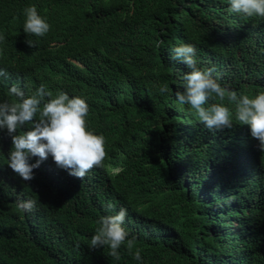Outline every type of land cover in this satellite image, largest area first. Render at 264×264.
<instances>
[{
  "label": "trees",
  "instance_id": "trees-1",
  "mask_svg": "<svg viewBox=\"0 0 264 264\" xmlns=\"http://www.w3.org/2000/svg\"><path fill=\"white\" fill-rule=\"evenodd\" d=\"M30 6L50 25L43 37L23 31ZM229 9V0H0V103L17 100L12 86L25 97L41 85L79 96L107 152L83 180L49 156L24 181L0 129V264H264L259 141L235 120V105L224 102L231 129L208 130L175 96L190 70L173 50L185 44L222 87L264 92V17ZM20 200L36 205L24 212ZM122 207L141 261L126 244L119 260L89 248L97 221Z\"/></svg>",
  "mask_w": 264,
  "mask_h": 264
},
{
  "label": "clouds",
  "instance_id": "clouds-1",
  "mask_svg": "<svg viewBox=\"0 0 264 264\" xmlns=\"http://www.w3.org/2000/svg\"><path fill=\"white\" fill-rule=\"evenodd\" d=\"M229 3L231 12L247 17H264V0H229ZM24 12L26 20L23 31L27 35L43 37L49 32V23L38 14L35 6L27 7ZM4 39L0 35V41ZM26 43L29 47L36 46L32 40ZM173 53V58L190 70L183 76V90L175 92L178 102L194 109L208 130L231 129L233 112L224 102L235 105V120L239 125L250 127L251 137L259 141L260 150L264 151V92L250 98L222 87L212 75L214 69L201 70L197 66L196 49L191 44L178 46ZM6 75L0 69V76ZM159 91L161 94L168 92L167 85ZM9 95L17 100L0 103V129L6 128L12 139L8 166L24 181L34 179L33 169L39 168L49 156L58 168L81 180L94 167L103 166L107 157L105 138L88 129L86 118L89 105L85 99L79 96L70 98L63 91L53 97L44 85L30 97H25L20 88L12 86ZM210 100L219 102L209 104ZM25 125L30 126V130L17 134L18 129ZM30 157L39 159L36 163H29ZM35 205V200L17 202V207L24 212L32 211ZM108 207L111 209L112 205ZM126 216L127 209L123 207L115 215L102 216L97 221L98 227L91 237L89 248L108 247V254L119 260L118 250L126 244L133 259L141 261L140 250L132 253L136 238H129V232L123 226Z\"/></svg>",
  "mask_w": 264,
  "mask_h": 264
}]
</instances>
